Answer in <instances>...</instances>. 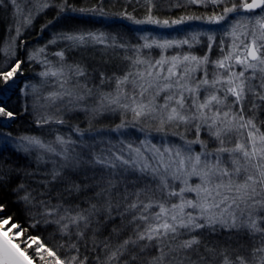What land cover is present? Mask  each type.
Returning a JSON list of instances; mask_svg holds the SVG:
<instances>
[{
	"label": "snow or ice",
	"instance_id": "snow-or-ice-1",
	"mask_svg": "<svg viewBox=\"0 0 264 264\" xmlns=\"http://www.w3.org/2000/svg\"><path fill=\"white\" fill-rule=\"evenodd\" d=\"M24 4L31 5L26 13L18 0H0L27 25L40 9L107 15L103 0L81 8L71 0ZM185 5H211L212 14L161 18ZM117 15L167 29L193 21L220 25L227 40L214 30L185 29L179 39L141 35L131 42L78 28L50 40L66 48L53 53L59 66L44 61L39 75L54 87L40 107L59 115H38L35 122L64 125V114L83 112L89 126L72 128L76 138L57 132L51 141L0 132L6 144L16 141L18 152L37 153L34 171L5 172L8 161L0 163V184L5 176L31 178L36 188L21 182L13 189L17 204L31 228H52L47 240L35 234L20 240L28 229L0 217V264H264V0H127ZM21 36L18 26L0 49L5 86L22 73ZM97 45L122 50L119 72L90 73L83 61L67 62L66 51L87 54ZM112 114L120 118L114 128L95 127ZM16 115L0 106V118ZM126 128L144 139L113 144L102 138ZM52 240L60 242L49 246Z\"/></svg>",
	"mask_w": 264,
	"mask_h": 264
},
{
	"label": "trees",
	"instance_id": "trees-1",
	"mask_svg": "<svg viewBox=\"0 0 264 264\" xmlns=\"http://www.w3.org/2000/svg\"><path fill=\"white\" fill-rule=\"evenodd\" d=\"M60 0H54V3L59 4ZM71 3L76 8L81 7H94L95 0H71ZM104 10L107 13L106 16H99V19H94L90 14H81L71 11H65L63 13L59 12L58 8H48L43 13L39 14L28 27L31 31L30 34L22 33V36L16 43L19 45L20 40L24 41V44L17 48V57L24 61L22 64V73L15 77V82H9L8 86H5L3 81H0V106L6 104L7 110H11L17 115L14 120H8L7 118H0V132L11 133L12 137H18L21 135L37 136L46 141H51L54 139L55 133H59L64 136L72 135L76 138V134L71 131L75 126H79L81 129L88 128V119L83 112H73L64 114V119L66 123L64 125L49 124L38 126L36 124L37 114L33 112L31 107L27 104L26 98L30 93L29 87L25 88V85H31L39 74L40 66L38 63H33L28 61L27 57L32 48L45 45L56 37L58 33L69 31L67 28V22L72 21L77 25L78 29L90 30L97 33L103 32L110 35H120L125 40L135 42L141 35L158 36L161 34L159 28L155 25H134L127 20L121 19L117 13L121 11L122 7L127 6V0H103ZM9 8L7 7V10ZM129 11L132 10L131 7L128 8ZM220 9H217L219 11ZM139 16H143V10L140 9ZM164 10L162 9V12ZM10 13V11H9ZM212 14V6L204 8L199 5H185L184 9H170L167 11V15H161V18H171L175 19L181 15H204L208 16ZM160 15V13H158ZM231 15V14H230ZM68 19H65V18ZM49 21H52L49 24ZM201 23V28H197ZM201 21L190 22L189 25H182L175 29L176 31L168 33V38L176 36L178 33L181 38V33L187 30H194L197 28L199 31L205 29L202 26ZM214 25V24H213ZM217 27V37H223V28L220 25H214ZM9 30V25L7 21V15L0 13V49L3 48L6 43V38ZM60 43L57 46L51 48L46 54H44L45 59H50L54 52L65 49L66 46H61ZM66 57L68 63H75L83 61V64L88 68L91 73L93 69L104 70L107 74L111 75L113 71L119 72L120 69L117 67L120 64L119 54L122 52L120 49L113 50L108 49L107 52L104 48L100 46H95L94 49H89L87 54L82 53L79 50H73L71 53H67ZM6 59L3 52H0V67H3V61ZM83 79V78H81ZM98 82V80L96 81ZM23 92V94H22ZM26 93V94H25ZM25 106H27L28 111H24ZM120 123V118L117 114L110 115L107 119L101 118L100 121L95 123V127L103 129L114 128ZM145 137V133H141L133 128L121 129L119 133L108 132L107 135L102 138L107 141L111 140L113 144H116L118 140H125L126 142H137ZM154 143H159L158 134L155 132L151 133V137ZM84 139H88L87 134ZM7 148L6 151H2ZM100 147H105L101 144ZM197 150L198 146H197ZM0 163L8 161L4 164V171L7 172L9 168H14L19 166L20 170L27 169L28 171H34L37 167L35 160L36 152L34 151L31 156H26L23 152H18L16 150V141L13 140L11 143H5V137H0ZM47 159V156H46ZM51 164L40 165L41 169L51 168ZM39 177H37L38 179ZM21 182L30 185L32 188H36L37 185L31 178L27 177H12L9 178L5 176L4 182L0 184V203L4 207V212L0 213V217L7 218L11 216L13 218L12 223H18L21 227L27 228L28 231L25 233L23 240L27 235H39L41 239L47 240L49 233L52 228L49 227L47 230L43 228L33 229L30 227L31 221L26 217L21 207L17 204V197L13 193V189ZM10 227V225L6 226ZM16 231L15 229L13 230ZM226 233H222L220 238H223ZM17 240L16 242H20ZM59 240H52L49 246L59 243ZM23 247V245H22ZM29 249L31 254L34 250ZM83 252V249L81 250ZM46 255V254H45ZM39 264V261H36Z\"/></svg>",
	"mask_w": 264,
	"mask_h": 264
},
{
	"label": "rangeland",
	"instance_id": "rangeland-1",
	"mask_svg": "<svg viewBox=\"0 0 264 264\" xmlns=\"http://www.w3.org/2000/svg\"><path fill=\"white\" fill-rule=\"evenodd\" d=\"M49 2H53L54 3V0H49ZM181 2H183V0H181ZM18 3L21 4V7L25 9V13L27 12L28 8H31V5H25L24 4V0H18ZM60 3V1H59ZM7 7L9 8L7 10ZM7 7H0V13H4L7 15V21H8V25H9V30H8V34H7V38H6V43L4 44L3 48L6 46L9 38L11 36H15V29L16 27L20 26L21 27V32L22 33H27V34H30V30L28 29V27L30 25H27V24H24L23 21L20 19V16H18L17 14H14V10L12 8L11 5H8ZM46 9H40L38 12H34L33 13V20L41 13H43V11H45ZM10 11V13H9ZM23 15V14H21ZM95 20L96 19H99V16L100 15H92L90 14ZM67 28L70 29H74V28H77V25L75 23H73L72 21H68L67 22ZM202 26L205 27V29H202L201 31H212L214 30L215 32H217V27L215 28L214 25H209V24H206V23H202ZM180 26H176L174 28H171V29H167V28H159V32H161L160 35H158L157 37H165V38H168L167 34L168 33H172L174 31H176L175 29L179 28ZM197 28H201V23L200 25L197 27ZM197 28H195L194 30H191V31H199ZM184 32L181 33V36L183 37ZM180 35L179 33L172 37V38H177L179 39ZM181 37V38H182ZM56 37H53V39H55ZM60 43L62 44L61 46H66V42L64 41H59L57 40V43L55 44H50V43H47L45 44L44 46L41 45V46H38V47H35V48H32L28 54V56L33 53L34 51L38 50L39 48L41 47H45L46 46V51L42 54H40L36 60H28L30 62H33V63H38V65L40 66V71H39V74L45 70V64H44V61H45V58L43 57L44 54H46L51 48H53L54 46H57V44L60 45ZM97 46H100L102 48H104V46L102 45H97ZM51 51V50H50ZM73 50H70L68 51L67 53H71ZM28 59V57H27ZM48 61L51 62V65L52 66H59L58 65V61H59V58L56 57V56H52L50 59H47ZM38 74V76L36 77V80L30 85V86H34L36 91L34 92L33 91V88L32 87H29V90H30V93L28 94L27 98H26V101H27V104L31 107V109L33 110V108L35 107L36 108V111L35 113L38 115H53L55 113V110L54 109H48L46 107L42 108L40 107L41 104L44 103L42 97L47 95V93L51 90H53V87L54 85L51 83V81H49L48 83H45V78L41 77L40 75ZM23 94V92H22ZM56 115H59V113H55Z\"/></svg>",
	"mask_w": 264,
	"mask_h": 264
}]
</instances>
